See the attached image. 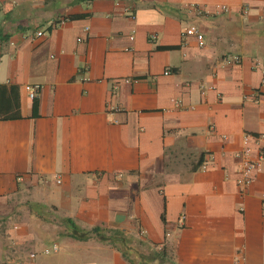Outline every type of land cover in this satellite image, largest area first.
I'll list each match as a JSON object with an SVG mask.
<instances>
[{
	"label": "crops",
	"instance_id": "obj_1",
	"mask_svg": "<svg viewBox=\"0 0 264 264\" xmlns=\"http://www.w3.org/2000/svg\"><path fill=\"white\" fill-rule=\"evenodd\" d=\"M263 25L264 0H0V264H264Z\"/></svg>",
	"mask_w": 264,
	"mask_h": 264
},
{
	"label": "built area",
	"instance_id": "obj_2",
	"mask_svg": "<svg viewBox=\"0 0 264 264\" xmlns=\"http://www.w3.org/2000/svg\"><path fill=\"white\" fill-rule=\"evenodd\" d=\"M192 8L195 10L196 14L198 15H205L208 10L200 7L198 4H192ZM216 12H226L229 11V7L227 5H221L218 4L216 8L214 9ZM241 13L247 12V6H244L240 9ZM88 29V27L86 28ZM45 32L39 30L37 32L38 35H43ZM184 35L185 36H195L199 42L200 45L205 44V37L203 32L200 30L199 26L195 23L190 24L187 26L184 30ZM132 37V36H131ZM82 38H79L81 40ZM243 60V56L240 53H227L224 54L222 57V63L224 64H236L240 63ZM165 73H170V70L167 69ZM29 95L31 98H36L39 90H40V85L35 84V85H29ZM264 88V77L261 80L260 86L255 89V96L253 97L254 101L259 100V96L261 94V89ZM247 97V96H246ZM249 136L246 137L248 139ZM243 158V165L241 167V177L238 178V183L242 185H248L254 181L255 178V173L257 170H259L261 166V160L260 159H255L252 156V151L249 147H247L241 154ZM185 216L183 215L182 218ZM59 246L57 243L53 244L51 248H45V253H49L52 250H58ZM36 255V252H31L30 256L34 257ZM18 264H24V262L21 260L18 262Z\"/></svg>",
	"mask_w": 264,
	"mask_h": 264
},
{
	"label": "trees",
	"instance_id": "obj_3",
	"mask_svg": "<svg viewBox=\"0 0 264 264\" xmlns=\"http://www.w3.org/2000/svg\"><path fill=\"white\" fill-rule=\"evenodd\" d=\"M34 111L35 113L37 111L36 101L34 104ZM67 220L70 223V226L72 229L70 233L75 238L87 239L91 237L92 235H96L104 241H108L114 245H118L127 255L136 256V253H137V256H136L137 258L141 257L142 260L146 259L144 258V254H140L141 252L133 251V243L131 242L130 236L124 230L106 228L102 226H95L92 229L85 230L77 226L71 218H68ZM138 254H140V256H138Z\"/></svg>",
	"mask_w": 264,
	"mask_h": 264
},
{
	"label": "rangeland",
	"instance_id": "obj_4",
	"mask_svg": "<svg viewBox=\"0 0 264 264\" xmlns=\"http://www.w3.org/2000/svg\"><path fill=\"white\" fill-rule=\"evenodd\" d=\"M254 41H255V43H257L259 45V50L257 51L258 56L260 58H264V27H262L261 32L256 34V37H255Z\"/></svg>",
	"mask_w": 264,
	"mask_h": 264
}]
</instances>
